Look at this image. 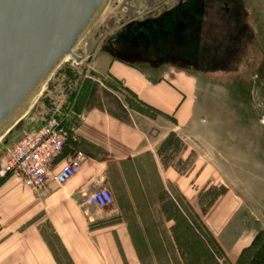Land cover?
<instances>
[{
    "label": "crops",
    "instance_id": "1",
    "mask_svg": "<svg viewBox=\"0 0 264 264\" xmlns=\"http://www.w3.org/2000/svg\"><path fill=\"white\" fill-rule=\"evenodd\" d=\"M88 64L99 79L123 81L133 101L151 114L97 83L64 93L54 104L71 110L55 172L76 151L86 159L57 188L51 182L35 192L16 175L21 186L1 187L10 198L0 200V264H174L179 224L186 230L193 225L183 208L194 207L195 192L215 170L211 164L205 168L204 120L196 117L205 97L199 80L175 72L151 77L106 55ZM194 144L201 145L197 163L202 162L196 182ZM100 186L114 198L104 209L84 202V195ZM240 207L227 193L202 214L203 224L234 260L257 234L234 222ZM163 241L169 247L163 248Z\"/></svg>",
    "mask_w": 264,
    "mask_h": 264
},
{
    "label": "rangeland",
    "instance_id": "2",
    "mask_svg": "<svg viewBox=\"0 0 264 264\" xmlns=\"http://www.w3.org/2000/svg\"><path fill=\"white\" fill-rule=\"evenodd\" d=\"M123 1L110 0L75 48L74 52L82 60L66 57L21 115L23 126L16 130L13 125L0 136V200L10 198L9 192H1V187L21 186L13 174L2 173L8 148L20 140L24 132L43 123L50 110L62 101L64 93L75 94L97 83L100 89L109 88L133 108L148 111L133 101L123 81L111 76L99 79L87 63L91 52L86 50V42L93 39L95 44H100L99 34L109 33L105 26L107 17L117 15ZM245 3L251 13L255 40L247 45L239 70L231 74L209 72L204 81L199 80L205 97L199 99L196 117L200 122L204 120L205 168L211 164L215 170L210 179L205 176V186L195 192L194 207L183 208L193 225L186 230L179 224L177 259L172 256L174 264H256L255 256L259 253L264 261V0H245ZM194 145L196 182L199 178L197 169L202 162L197 163L201 145ZM227 193L235 196L241 206L234 222L257 229L256 237L249 245L252 246L258 237L253 248L245 255H242L243 249L236 260L226 254L202 219V214H207L211 206ZM179 199L184 197L179 196ZM182 215L184 213L180 212L179 223ZM162 247H169V241H163Z\"/></svg>",
    "mask_w": 264,
    "mask_h": 264
},
{
    "label": "flooded vegetation",
    "instance_id": "3",
    "mask_svg": "<svg viewBox=\"0 0 264 264\" xmlns=\"http://www.w3.org/2000/svg\"><path fill=\"white\" fill-rule=\"evenodd\" d=\"M251 24L245 0H124L107 17L100 44L86 42L87 63L106 55L151 77L175 72L204 81L209 72L239 70L255 40Z\"/></svg>",
    "mask_w": 264,
    "mask_h": 264
},
{
    "label": "water",
    "instance_id": "4",
    "mask_svg": "<svg viewBox=\"0 0 264 264\" xmlns=\"http://www.w3.org/2000/svg\"><path fill=\"white\" fill-rule=\"evenodd\" d=\"M110 0H0V136L95 24Z\"/></svg>",
    "mask_w": 264,
    "mask_h": 264
},
{
    "label": "built area",
    "instance_id": "5",
    "mask_svg": "<svg viewBox=\"0 0 264 264\" xmlns=\"http://www.w3.org/2000/svg\"><path fill=\"white\" fill-rule=\"evenodd\" d=\"M70 110L69 105H56L43 123L24 132L22 138L8 148L2 173L18 176L35 192L43 191L50 182L58 186L67 183L86 159L83 151H76L55 172L57 158L65 146L64 123L70 117ZM113 201L111 190L105 186L84 195L86 204L102 209Z\"/></svg>",
    "mask_w": 264,
    "mask_h": 264
},
{
    "label": "trees",
    "instance_id": "6",
    "mask_svg": "<svg viewBox=\"0 0 264 264\" xmlns=\"http://www.w3.org/2000/svg\"><path fill=\"white\" fill-rule=\"evenodd\" d=\"M257 239H258V237L256 238L255 242L257 241ZM255 242H254V244H255ZM254 244L252 246H250V247L248 246L247 248H245L244 251H243V253H242V255H245L246 253H248L253 248ZM261 256H262L261 253H259V255L255 256V258L257 257L255 259V261L257 262L256 264H264V261L262 260V257ZM259 260H261V261H259Z\"/></svg>",
    "mask_w": 264,
    "mask_h": 264
},
{
    "label": "bare ground",
    "instance_id": "7",
    "mask_svg": "<svg viewBox=\"0 0 264 264\" xmlns=\"http://www.w3.org/2000/svg\"><path fill=\"white\" fill-rule=\"evenodd\" d=\"M37 96V95H36Z\"/></svg>",
    "mask_w": 264,
    "mask_h": 264
}]
</instances>
